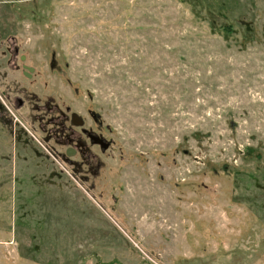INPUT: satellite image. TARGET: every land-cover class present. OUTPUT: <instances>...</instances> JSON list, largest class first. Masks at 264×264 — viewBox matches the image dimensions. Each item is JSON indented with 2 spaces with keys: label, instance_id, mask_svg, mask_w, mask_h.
<instances>
[{
  "label": "rangeland",
  "instance_id": "rangeland-1",
  "mask_svg": "<svg viewBox=\"0 0 264 264\" xmlns=\"http://www.w3.org/2000/svg\"><path fill=\"white\" fill-rule=\"evenodd\" d=\"M0 264H264V0H0Z\"/></svg>",
  "mask_w": 264,
  "mask_h": 264
},
{
  "label": "flooded vegetation",
  "instance_id": "flooded-vegetation-1",
  "mask_svg": "<svg viewBox=\"0 0 264 264\" xmlns=\"http://www.w3.org/2000/svg\"><path fill=\"white\" fill-rule=\"evenodd\" d=\"M18 102L21 103V100L18 99ZM73 114H75L76 117H77V119L80 120V123L77 124V123H74V122H73V119H72V118H73V117H72ZM70 122H71L72 124L76 125V126H80V127H81V131L87 136V138H88L92 143H94V142H93L92 139L89 137V135L97 136L98 138H100V139L103 140V138H101L99 135H97V134H95V133H92V132H90L86 127H83L84 120H83V118H81L77 113L72 112V113L70 114ZM103 141H104V140H103ZM95 144L99 145L98 143H95ZM99 146H100V145H99ZM100 147H101V146H100ZM71 153H72V149L68 147V148L66 149V154H71Z\"/></svg>",
  "mask_w": 264,
  "mask_h": 264
},
{
  "label": "water",
  "instance_id": "water-1",
  "mask_svg": "<svg viewBox=\"0 0 264 264\" xmlns=\"http://www.w3.org/2000/svg\"><path fill=\"white\" fill-rule=\"evenodd\" d=\"M72 117H73L72 119H73L74 123H77V124L80 123V120L77 119L75 114H73ZM89 137L92 139V141L94 143H98L102 148H106L108 145L107 142L103 141L102 139L98 138L97 136L89 135Z\"/></svg>",
  "mask_w": 264,
  "mask_h": 264
}]
</instances>
